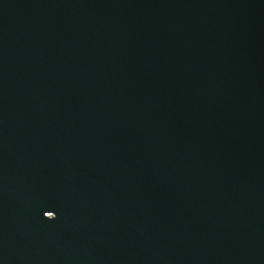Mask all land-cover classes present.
Instances as JSON below:
<instances>
[{"label":"water","instance_id":"95a60500","mask_svg":"<svg viewBox=\"0 0 264 264\" xmlns=\"http://www.w3.org/2000/svg\"><path fill=\"white\" fill-rule=\"evenodd\" d=\"M0 264H264V0H0Z\"/></svg>","mask_w":264,"mask_h":264}]
</instances>
